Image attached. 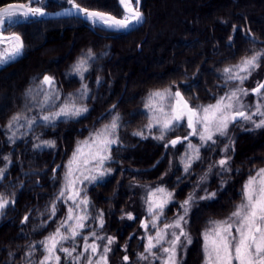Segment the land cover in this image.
I'll use <instances>...</instances> for the list:
<instances>
[{
    "label": "trees",
    "instance_id": "obj_1",
    "mask_svg": "<svg viewBox=\"0 0 264 264\" xmlns=\"http://www.w3.org/2000/svg\"><path fill=\"white\" fill-rule=\"evenodd\" d=\"M26 1L0 0V7ZM205 1L211 4L199 7L202 0H140L145 23L127 35L103 28L91 30L85 21L76 18L28 21L14 27L24 42L25 56L0 71V88L7 85V100L0 113V168L6 167L0 193L15 200L0 216V264H26L29 260L39 264L46 253L38 242L55 232L66 218L69 206H73L69 200H57L56 216H51L52 202L66 183V166L73 152L91 131L117 115L120 117V127L115 132L118 143L111 147V159L104 166L111 172L99 182L84 183L81 187L90 202L87 227L82 235H88V242L92 243V232L112 234L120 246L127 245L128 264L141 263L138 254L143 253L144 243L130 239L140 224L135 221L123 225L121 222L129 200L127 184L153 183L168 174L169 150L164 145L185 134L186 130L184 124L169 132L165 140L153 138L159 132L156 127L151 132L146 128L149 113L145 104L150 93L179 88L192 105H208L236 87L251 88L255 79L264 82V63L243 84L228 81L226 85L223 73L225 67L240 63L242 57L264 50V0ZM76 3L116 16L122 14L116 0H76ZM67 4V0H46L43 7L47 12H55ZM37 37L39 45H36ZM89 50L93 57L88 60V71L81 79L73 72V65L86 57ZM67 51L70 52L65 54ZM43 53L44 56L52 54L53 64L48 63ZM16 70L20 72L18 77L4 82V78ZM44 75L54 78L59 101L69 96L77 97L82 85H86L87 97L78 103L88 111L66 123L58 122L56 127L33 125L29 128L28 118L49 111L47 106L40 107L43 93L36 95ZM56 109L51 108L52 111ZM16 114L23 117L18 122L22 126L14 124L10 131L6 125ZM240 123L231 128L236 138L233 149L227 154L230 170L222 171L211 181L216 199L200 202L199 208L191 211L188 228L194 239L183 264H201V234L207 222L229 212L240 198L242 183L264 166V128L243 130ZM37 124L43 122L38 120ZM12 131L16 135L9 140ZM136 131L142 132L145 138L133 135ZM42 141H53L55 146L36 148L35 145ZM225 146H228L227 139L218 140L211 145V150L207 144L200 147L201 159L196 160L187 173L182 164H178L166 180V188L171 192L179 190L178 198L183 199L191 189L188 184L220 160ZM183 151V145L178 146L176 156L180 157ZM5 156L9 159L5 160ZM223 180H229L226 187L222 185ZM101 211L104 213L103 228L98 220ZM172 212L173 203L164 209L157 228L166 223ZM26 215L29 219L21 223ZM72 243L68 240L65 246ZM83 244L84 241L77 237L78 252ZM30 245L37 249L31 256L27 255ZM57 254L62 258L61 264H68L62 252Z\"/></svg>",
    "mask_w": 264,
    "mask_h": 264
},
{
    "label": "snow or ice",
    "instance_id": "obj_2",
    "mask_svg": "<svg viewBox=\"0 0 264 264\" xmlns=\"http://www.w3.org/2000/svg\"><path fill=\"white\" fill-rule=\"evenodd\" d=\"M71 5L70 9L65 10L66 15H82L83 18L93 24L102 25L109 29L129 30L135 25H139L143 20V15L140 10V0H119L120 5L124 9L122 18H117L110 13L99 10H92L82 7L76 3V0H67ZM73 10H75L73 12ZM46 13L43 7V0H27L26 3H12L7 6L0 7V45H9V47L0 48V65H7L14 62L16 58L22 55L23 41L19 34L13 32L12 35H4V32L11 28L12 25L19 23V18L28 19L30 17H41ZM236 30L235 27L233 29ZM231 39V37H230ZM93 57L91 50L88 51L86 57H82L73 65V72L84 79L83 73L88 71V60ZM264 63V50L257 51L250 56L241 58L240 63L228 66L223 69L225 84L228 81H239L243 84L252 72L261 67ZM244 73V75H241ZM100 83L99 78L97 84ZM47 89V91H46ZM264 83H258L257 87L251 90L236 87L224 96L216 98L214 104L206 106L191 105L188 100L182 95L179 88L175 91L171 87L157 90L150 93L145 104L149 115L147 119L149 123L146 128L151 132L153 127H156L159 135L154 136V139L165 140L169 132H174L184 126L186 121L187 128L190 129L184 137H177L165 143V148L170 143L172 147L183 141H188L187 148L192 153L183 160L184 171L187 173L196 160H200V147L206 144L211 150V145L217 144L215 136H225L229 125L237 124L240 120L251 122L256 129L264 128V103H256L255 111L249 112V106L245 105L241 99L242 96H248L249 91L264 101ZM43 93L44 100L40 104L41 108L48 107V114H41L38 117L27 119L29 128L33 125L39 127H47L51 125L56 127L58 122L66 123L69 119L82 116L88 111L86 106L79 104L81 98H86L88 88L82 85V89L77 97H66L65 101L60 105H55V99H59V92L56 89L55 80L49 75H44L40 81L36 95ZM31 95V93H30ZM55 97V99L53 98ZM51 101V104L49 102ZM52 107H58V110L52 111ZM115 107V106H113ZM253 116H260L258 121L253 120ZM23 119L20 114L13 115L6 125L11 131L14 124ZM120 117L114 116L110 124L104 127L84 141L78 143L77 148L73 152L65 173L66 183L54 198L51 205V216H56V201L66 199L72 202L73 206H69L66 218L56 228L54 233L38 243L43 246L46 253L39 261V264H61V256L57 252L64 254V260L68 264H81L83 259L84 264H108L107 253L111 251L108 245L114 243V237H107V245H99L95 240H104L105 237L92 232L93 242L88 243L89 236L82 235V230L87 227L85 221L88 219L89 200L84 189L76 187L77 182L83 183L87 180L89 183L99 182L111 172L110 168H105L106 161L111 159L110 146L118 143L115 137V132L120 127L118 121ZM38 120H42L43 124H37ZM22 126V125H18ZM16 135L12 131V136ZM135 136L145 138L143 133L136 131ZM198 137L200 145H194L190 137ZM41 146L54 147L53 141H42L41 144L35 145L36 148ZM85 148L89 151L85 153ZM228 151V146L222 150ZM84 157L82 160L81 158ZM5 160L9 158L4 157ZM230 157L225 156L217 163L221 171H229ZM94 163L95 167L88 169V175H81L83 179L75 176V173L80 170V165L87 166ZM211 167L209 170H211ZM5 168H0V181L4 177ZM55 171V170H53ZM94 172L95 174H91ZM203 179V177L201 178ZM83 192V195L81 193ZM159 194V195H158ZM216 193H208L205 196L199 197L201 200H212L216 197ZM173 193L167 191L164 187L158 186L154 191H149L147 198V211L152 216V227L157 228V221L164 214L165 207L172 201ZM196 197L190 194L181 204L183 215H180L174 222L164 224L163 228L156 231L155 236H149L148 242L144 248V253L138 254L139 260H148L152 257L153 260H159L160 264H180L178 259V250L182 251L187 244L192 243V239L188 232L183 227L188 221L187 217ZM15 200L9 199L3 193H0V216L4 214V209L10 204L14 205ZM104 213L101 211L98 216L99 225L103 228ZM129 220L134 219L131 213L127 214ZM29 217L26 215L21 223L26 222ZM211 227L206 228L202 233L204 262L203 264H264V168H260L255 172V175L250 174L247 181L242 187L241 202L236 205L231 214L223 220L209 222ZM142 227L147 229V223H142ZM64 229L65 231H61ZM169 229H172L170 233ZM178 229L179 231H175ZM171 239H166L167 236ZM77 237L83 241V251H77ZM183 238V240L181 239ZM71 240L73 243L65 246V242ZM186 242V243H185ZM167 244V246H164ZM103 247V251L98 249ZM153 249H156L153 252ZM37 251L35 245L29 246L27 255L31 256ZM75 253V255H74ZM87 254V255H86ZM146 254V255H145ZM11 255V253H10ZM93 259V257H97ZM125 264H128L129 257H123ZM26 264H33L31 260Z\"/></svg>",
    "mask_w": 264,
    "mask_h": 264
},
{
    "label": "rangeland",
    "instance_id": "obj_3",
    "mask_svg": "<svg viewBox=\"0 0 264 264\" xmlns=\"http://www.w3.org/2000/svg\"><path fill=\"white\" fill-rule=\"evenodd\" d=\"M45 1L46 0H43V3ZM208 2L207 1L204 2V0H202V2H200L198 4V6L199 7H202L203 5L211 4V3H208ZM67 8H71V5L67 4V6L65 8H63V9H67ZM63 9H60V10H63ZM44 11L46 12L45 9H44ZM121 15H119V16H121ZM23 20H25V19L24 18H19V22H21ZM86 23L88 24V22H86ZM16 24H18V23H16ZM16 24L12 25L10 29H8L7 31H5L4 32V35H9V34H11L13 32L16 33L15 30H14L15 29L14 27H15ZM100 26H102V25H100ZM36 41H37L36 45H39L38 44L39 43V38L38 37H37V40ZM195 43L197 44L196 41H195ZM5 47H9V45H0V48H5ZM69 52L70 51H67V53H65V54H68ZM45 53H43V57L46 58V60H48V63L49 64L50 63L53 64L54 58H51V55L52 54H48V55H45L44 56ZM62 54L58 55L59 58L62 57ZM24 56H25V54H24ZM174 61H176V57L174 58ZM19 73H20L19 70H16L15 72L9 74L7 77L4 78V82H6V81L7 82L8 81L10 82L12 79H16L18 77V74ZM260 82H261V79H255L254 81L251 82V88H248V87H245V86H242L241 88L251 90V89L256 88L257 85H258V83H260ZM6 86L7 85H4L3 88H0V113L4 110L3 103L5 104V102L7 100V90L5 88ZM252 96H255V95H252L251 91H249V95L248 96H242L241 99H242V101H243V103L245 105H248L249 106V108L251 107V105H253L252 106V112H254L255 111V105H256V103H264V101H261L259 99V97H256L253 100V98H251ZM53 98L55 99V97H53ZM63 102L64 101H59V100L55 99V104H58L59 103V105H60ZM49 103H51V101ZM200 106H206V105H200ZM56 110H58V107H57ZM257 118H258V116H253V120L258 121ZM112 119H111V121H112ZM39 121L40 122H43L42 120H39ZM110 122L105 123V124H102L95 131H91L88 134V137L85 138V140L88 139L90 137V135L94 134L96 131L102 129L104 127V125L110 124ZM239 122H241L240 123V129L243 128V130H246V129H249L251 127H254V125L251 122H245L243 120H240ZM184 124L186 126V130H185V134H183L182 136H180L181 138L184 137L185 135H187L188 132L190 131V129L187 128L186 121L184 122ZM233 125H235V124L229 125V129L227 130V134L225 136H219V135H217V136L214 137V139H216L217 141L218 140H221V139H224V140L227 139V142H228V151L227 152L222 151L223 156L221 158H224L225 156H227L228 152L231 149H233V141L236 138V135H234V131L231 129L233 127ZM175 138H177V137H174L172 139H175ZM189 139L191 140V142L194 145L199 146L200 143H201L198 137H195L194 136V137H190ZM187 144H188V141H183L182 143L177 144L175 147H172L170 143L168 144V147L166 149L169 150V151H167V153L169 154V156H168V158H169V172H168V174H166L165 176H163L160 180H158L156 182H153V183H147V184L136 183V182H129L127 184V191L129 193V198H128L129 200H128V203H127L126 208L122 212L121 222H122L123 225H129V224H131V223H133L135 221H137L138 224H140L139 225V229L136 230L134 234H131L130 235V239L131 238H135L139 243H144V248H145V246H146V244L148 242V237L149 236H153L154 237L155 234H156V231L158 229L163 228V226H164V224H163L161 226V228H153L152 227V223H151L152 222V216H150L148 214V211H147V207H148V205H147L148 193H149V191H154L158 186L164 187L167 191H169L166 188V185H165L166 184V180H168V177H170L171 174L175 171V169L178 166V164H179V166L182 164L183 170H184V163L182 161L183 160H186L187 159V156L192 154L190 152V150L187 148ZM113 145H111L110 148ZM180 145H183L184 151L182 152V154L180 155V157H178V156H176V152L175 151H176L177 147L180 146ZM88 151L89 150L87 148H85V153H87ZM81 159L83 160L84 157H82ZM104 166H105V164H104ZM94 167H95V164L94 163H90L87 166L81 164L80 165V170L75 173V176L76 177H79V179L82 180L83 179V176L81 175V173H83V175H88V174H90L89 171H88V169H92ZM209 168L210 167H208L200 175L196 176L195 180L194 181H191L188 184V185L191 186V189L188 192L185 193V196H184L183 199H179L178 198V191L179 190H177L176 192L175 191H172L173 198H172V201L169 204L173 203V212H172V215L166 221V223H169L170 224V223L174 222L180 215H183L184 210H183V208H181V204H182V202L190 194H193L196 197V199L194 200L193 205H192L191 209L189 210V213H188L187 217H185V219L188 221V223L190 222L191 211L194 210L195 208L198 209L199 207H197V205L200 202H202V203L203 202H210V201L216 199V197L214 199H212V200H201V199H199V197H202V196H205L208 193H213L214 192V191L211 190V187H212L211 181H212L213 178L218 177V175L222 173V171H221L218 163L213 164L212 167H211V170H209ZM260 168H264V166L263 167H260ZM260 168H258V169H260ZM258 169H256V171ZM255 172H254L253 175H255ZM91 174H95V173L92 172ZM202 177H203V179H201ZM247 179L242 183L241 191H240V198L238 199V201L234 202V204L232 205L233 208L230 209L229 212H226L224 214V216L222 215L221 218L216 219V220L226 219L231 214V212L235 209L236 205L241 202L242 187H243L244 183L247 181ZM227 181H229V180H223L222 181V185L224 187L227 186V184H226ZM84 183H89V182L87 180H84L83 183H80L78 181L77 184H76V187L81 189V187H82V185ZM214 193H216V190H215ZM202 203H200V204H202ZM71 204H72V202H71ZM73 207H74V205H73ZM128 213H131L132 216L134 217V219L129 220L127 218V214ZM160 219H161V216L159 217V219L157 221V224H158V222H159ZM216 220H209L207 222V225L205 226L204 230L202 229L203 232L205 231L206 228L211 227V225L209 223L210 221H216ZM142 223H147V225H148L147 229H145L144 227H142ZM188 223L187 224H184L183 227L188 232V234L190 235V237L192 239V242H193L194 235H193L192 232H190V230L188 228ZM171 231H173V230L172 229H169L168 230L169 233ZM175 231L178 232L179 230L178 229H175ZM99 236L105 237L104 240H98L99 245H102V246L107 245V239H106L107 237H114V243L111 244V245H108L111 248V251L107 253L108 264H125V261L123 260V257L125 255L128 256V254H127V245L120 246L118 244V242H117V239L112 234L109 235V234H106L104 232V233H101ZM166 239H171V236L170 235L167 236ZM181 239L183 240V238H181ZM202 239H203V237H202ZM88 243H91V242H88ZM95 243H96V241H95ZM191 244H187L186 248H184L182 251H179L178 250V259H180V264H183V262L185 261L186 255H187V253L189 251V248L191 247ZM203 244H204V241H203ZM164 246H167V244H165ZM81 251H83V247L80 249V252ZM102 251H103V247H101L100 249H98V255H99V252H102ZM155 251H156V249H153V252H155ZM143 253H144V251H143ZM98 255H97V257H93V259H97L98 258ZM129 262H130V258H129L128 263ZM203 262H204V250H203V246H202V261H201V264H203ZM82 264H84V261H83ZM140 264H160V261L159 260H153L152 257H149L148 260H141V263Z\"/></svg>",
    "mask_w": 264,
    "mask_h": 264
},
{
    "label": "water",
    "instance_id": "obj_4",
    "mask_svg": "<svg viewBox=\"0 0 264 264\" xmlns=\"http://www.w3.org/2000/svg\"><path fill=\"white\" fill-rule=\"evenodd\" d=\"M26 2H27V1H26ZM26 2H15V3H26ZM10 4H12V3H10ZM10 4H7V5H10ZM116 4L118 5L119 9H120V10L123 12V14H124V9H123V7L120 5L119 0H116ZM140 4H141V2H140ZM7 5H4V6H7ZM67 9H70V8H67ZM65 10H66V9H63V10H60V11H56V12H49V13L45 12L46 14H45L44 16H41V17H30V18H28V19H29V20H34V21H43V20H58V19L77 18V19H81V20L87 21V20H85V19L83 18L82 15H80V16H77V15H75V14H73V15H66V14H65ZM74 11H75V10H73V12H74ZM111 15H113V14H111ZM142 15H143V14H142ZM113 16H115V17H117V18H122L123 15H122L121 17H120V16H116V15H113ZM23 21H24V20H23ZM87 22L91 24L90 28H92V27H95V28H101V27H103V26H100V25L93 26V24H92L91 22H89V21H87ZM144 23H145V16L143 15V20H142V22H141L139 25H135L133 28H131V29L127 30V31H125V30L109 29V28H106V27H103V28H105L106 30H108V31H110V32H113V33H117V34H125V35H127V34H130V33L133 32V31L139 29ZM12 34H13V33H12ZM12 34H9V35H12ZM21 39H22V38H21ZM22 41H23V40H22ZM23 45H24V42H23ZM23 54H24V47H23L22 55H20L18 58H16V60H15L14 62H10V63L7 64V65H0V71H1V70H4L5 68H7V67H9V66L15 64L16 62H18V61L23 57ZM262 83H264V82H262Z\"/></svg>",
    "mask_w": 264,
    "mask_h": 264
}]
</instances>
